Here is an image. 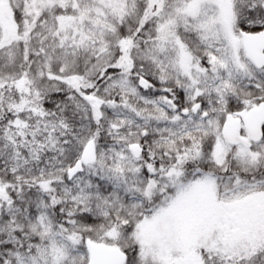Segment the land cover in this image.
<instances>
[{
	"label": "snow or ice",
	"instance_id": "6c2138e0",
	"mask_svg": "<svg viewBox=\"0 0 264 264\" xmlns=\"http://www.w3.org/2000/svg\"><path fill=\"white\" fill-rule=\"evenodd\" d=\"M0 264H264V0H0Z\"/></svg>",
	"mask_w": 264,
	"mask_h": 264
}]
</instances>
